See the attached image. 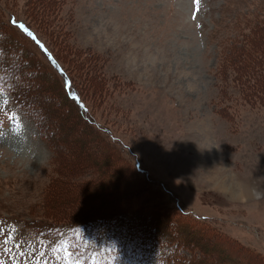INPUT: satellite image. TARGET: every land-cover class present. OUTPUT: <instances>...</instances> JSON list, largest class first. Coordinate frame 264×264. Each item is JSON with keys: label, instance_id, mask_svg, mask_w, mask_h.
Listing matches in <instances>:
<instances>
[{"label": "rangeland", "instance_id": "obj_1", "mask_svg": "<svg viewBox=\"0 0 264 264\" xmlns=\"http://www.w3.org/2000/svg\"><path fill=\"white\" fill-rule=\"evenodd\" d=\"M263 8L264 0H0L4 26L18 33L12 13L28 22L67 72L51 67L38 39L19 35L39 68H23L17 90L0 89V264H171L158 246L103 255L105 243L51 229L67 205L126 203L144 207L134 225L144 237L150 217H183L215 240L163 222L156 237L205 245L206 264H264V108L242 103L235 76L220 72L222 48ZM30 58L16 51L10 63ZM65 81L94 126L64 96Z\"/></svg>", "mask_w": 264, "mask_h": 264}, {"label": "trees", "instance_id": "obj_2", "mask_svg": "<svg viewBox=\"0 0 264 264\" xmlns=\"http://www.w3.org/2000/svg\"><path fill=\"white\" fill-rule=\"evenodd\" d=\"M48 6H46L47 8ZM49 10V7H48ZM260 13H257L252 20L245 25L243 31H240L239 34H236L233 41H229L225 47L221 50V61L225 65L221 69V73L224 76L225 73L230 72L234 77V80L240 84L242 92V103H258L261 107L264 108V8L260 10ZM22 22L24 28L28 32H31L33 36L38 39V41L43 45L46 52V57L49 60L51 67L55 68L57 72L67 74L64 69L63 62L59 55L54 53L52 48L41 38L35 28H33L25 20H18ZM3 21H0V89L5 87L6 83H10V87L13 90H17V82L14 78L21 70L26 66L28 68H39L38 64L35 61L34 54H30L29 51L20 47L18 44L19 35H25L28 39L32 38L27 35V32L24 29H20L16 25V16L11 14L9 17V24L19 33L15 34L9 29L7 25L4 26ZM12 28V29H13ZM19 51L25 58H30L32 61L27 63H22L21 61L14 60L13 63H10V59L15 55V52ZM67 51V50H66ZM32 63L30 66L29 63ZM79 64V63H77ZM82 66V64L80 63ZM38 70V69H37ZM50 74V73H49ZM68 78V77H67ZM69 80V79H68ZM72 79H70L71 81ZM65 81L62 84L63 94L66 95L67 99L71 101L80 115H82L83 120L94 126L96 123L89 116V109L87 106H84V99L82 94L78 89H74L71 93L67 90L70 83ZM72 83V81H71ZM75 97V99H73ZM34 102V99H32ZM86 103V102H85ZM37 118V126L40 127V130L43 132L44 139L53 146L51 142V134L48 128L45 127L43 122L40 119L39 110L35 112ZM94 124V125H93ZM54 150V148H53ZM54 153L57 154L56 150ZM135 190H143L142 187L136 186ZM62 191V190H60ZM58 194V193H57ZM73 199V198H72ZM69 212L67 213V218L63 217V222L59 223H50L52 224L51 229H55V226L59 228L67 229H76L82 234H87L91 237L90 242L101 241L106 244L102 248V254L108 250L109 252L119 253V251L128 252L132 249H147L151 251L154 247H160L164 261H169L171 264H206L207 256L210 251L205 250V245H200V243H193L191 241L181 242V241H171L169 239L165 240L164 238L156 237V234L159 232V226L161 224L170 225L172 220L162 216L160 218L152 219L150 217L148 223L149 237H144V232L138 229L136 226L137 220H145L146 215H144V207L141 205H130L120 204L118 208L107 209L100 208L97 210H91V208L85 207L83 209L74 208L73 206L68 207ZM57 209V208H56ZM63 207H61L62 213L56 211L61 215H64ZM75 209V210H74ZM77 211V212H74ZM138 215L134 217V221L128 219V215ZM183 217H180L178 221L172 222L170 227H178V229L187 232L189 235L199 236V238L206 242L207 244L210 241L215 240L214 233H207L208 230L204 231L203 229L194 228L191 223L185 222L182 220ZM49 223V222H48ZM132 226V227H131ZM53 231V230H52ZM52 236H56L55 234ZM154 236V238H152ZM206 237V238H205ZM158 238V239H157ZM220 238V237H219ZM206 239V240H205ZM165 240V241H164ZM223 240V239H222ZM208 243V244H209ZM209 246V245H206ZM92 248V246H90ZM109 256V255H108ZM225 256L220 259L223 260ZM112 260L114 258H111ZM226 259V258H225Z\"/></svg>", "mask_w": 264, "mask_h": 264}, {"label": "bare ground", "instance_id": "obj_3", "mask_svg": "<svg viewBox=\"0 0 264 264\" xmlns=\"http://www.w3.org/2000/svg\"><path fill=\"white\" fill-rule=\"evenodd\" d=\"M248 189H249L248 186H245V185L241 186V191L245 193V195H244L245 199H246L248 196L252 197V196H251L252 192L249 191ZM255 193H256V192H255ZM255 193H254V194H255ZM253 197H254V196H253Z\"/></svg>", "mask_w": 264, "mask_h": 264}, {"label": "snow or ice", "instance_id": "obj_4", "mask_svg": "<svg viewBox=\"0 0 264 264\" xmlns=\"http://www.w3.org/2000/svg\"><path fill=\"white\" fill-rule=\"evenodd\" d=\"M194 2L198 3V0H194ZM19 27L22 28V29H24V31L27 32V35L30 36L34 41L36 40V37L33 36L31 32H28L27 29L24 28V25H20ZM73 99H75V97H73ZM0 135H3V134L0 133Z\"/></svg>", "mask_w": 264, "mask_h": 264}]
</instances>
